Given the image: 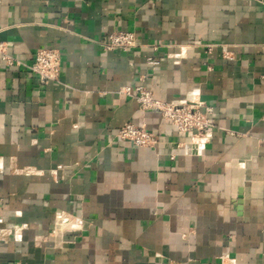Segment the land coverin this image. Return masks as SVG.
Returning <instances> with one entry per match:
<instances>
[{
	"label": "crops",
	"instance_id": "crops-1",
	"mask_svg": "<svg viewBox=\"0 0 264 264\" xmlns=\"http://www.w3.org/2000/svg\"><path fill=\"white\" fill-rule=\"evenodd\" d=\"M115 31L136 46L106 49ZM0 41L22 62L0 55V264H264V0H0ZM41 47L60 81L29 69ZM142 76L213 107L201 152L121 93Z\"/></svg>",
	"mask_w": 264,
	"mask_h": 264
},
{
	"label": "built area",
	"instance_id": "built-area-1",
	"mask_svg": "<svg viewBox=\"0 0 264 264\" xmlns=\"http://www.w3.org/2000/svg\"><path fill=\"white\" fill-rule=\"evenodd\" d=\"M108 50L120 49L127 51L136 46V35L132 31H115L108 35L104 42ZM0 55L7 66L22 64L8 51L6 41H0ZM227 55V52H225ZM148 62L158 65L160 60L148 57ZM29 69L38 76L42 82L60 81L61 77V52L58 49L41 47L36 50L33 63ZM146 77H140V84L133 89L127 86L121 93L133 96L139 108L143 111H156L163 118L168 119L182 133L190 135V148L196 153L201 152L212 138L213 131L217 129L212 114L213 107L203 101L189 99L178 102H164L155 99L153 90L144 85ZM117 137L127 140L137 147L155 146L160 142L159 137L148 127L146 123L127 122L122 126ZM181 146V144H178ZM174 158V155L171 156ZM66 227L71 231H82L81 223L72 221L62 214L58 215L57 226Z\"/></svg>",
	"mask_w": 264,
	"mask_h": 264
}]
</instances>
